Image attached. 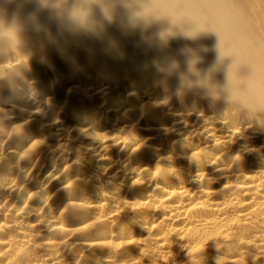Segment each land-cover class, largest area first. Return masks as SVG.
Segmentation results:
<instances>
[{
	"label": "bare ground",
	"instance_id": "obj_1",
	"mask_svg": "<svg viewBox=\"0 0 264 264\" xmlns=\"http://www.w3.org/2000/svg\"><path fill=\"white\" fill-rule=\"evenodd\" d=\"M224 2L264 22L113 0L99 36L0 35V264H264V35ZM184 48L216 98L158 70Z\"/></svg>",
	"mask_w": 264,
	"mask_h": 264
},
{
	"label": "clouds",
	"instance_id": "obj_2",
	"mask_svg": "<svg viewBox=\"0 0 264 264\" xmlns=\"http://www.w3.org/2000/svg\"><path fill=\"white\" fill-rule=\"evenodd\" d=\"M121 2L127 12L122 11L120 15L127 20L128 24L134 25L141 17L138 10H142V6L137 3V0H121ZM10 5L15 6L11 12H9ZM112 17L113 0H71L70 4L67 0H0V35L14 30H28L43 35L48 44H55L53 38L64 34L99 36L103 29L102 21L110 22ZM37 18L42 24V32L38 30ZM143 22L147 23L146 16H143ZM194 34V32L184 33L186 38H192ZM166 35L165 32L159 33L161 40ZM181 53L185 56L184 71H179V65L175 60L158 70L168 74L176 73L178 91L204 89L208 96L216 98V93L220 91L217 85L211 82V73L216 70L222 59L221 53L217 61L203 73L197 68L200 57L193 50L184 48L181 49ZM224 91L228 92L227 89Z\"/></svg>",
	"mask_w": 264,
	"mask_h": 264
},
{
	"label": "rangeland",
	"instance_id": "obj_3",
	"mask_svg": "<svg viewBox=\"0 0 264 264\" xmlns=\"http://www.w3.org/2000/svg\"><path fill=\"white\" fill-rule=\"evenodd\" d=\"M238 1H240V0H238ZM248 4H255V2H224V5H223V7H224V9H226V10H229V11H232V13H233V15L232 16H237L238 18H241V19H244V17H247V18H249V19H251L252 20V23L253 24H248V26L251 28V30L252 31H255L256 32V28L258 27L259 28V30H260V28H261V34H263L264 35V31H263V29H262V26H264V22H262V21H258V19H257V17L258 16H256V15H251L249 12H248V10H247V8H246V6L248 5ZM264 7V2H263V4H260L257 8L261 11V9L262 8H260V7ZM257 9V10H258ZM259 10H258V15H260V13H259ZM231 13V14H232ZM257 26V27H256ZM0 64H1V62H0ZM123 83H124V80H123ZM151 82H149V83H147L146 85H151L150 84ZM148 86V87H149ZM152 87V86H151ZM186 94H188L187 93V91H183V92H181L179 95H180V97L182 98V97H184ZM172 95H174V94H172Z\"/></svg>",
	"mask_w": 264,
	"mask_h": 264
}]
</instances>
